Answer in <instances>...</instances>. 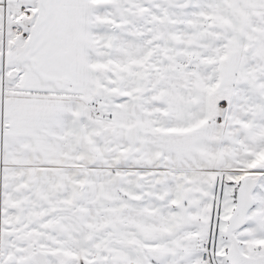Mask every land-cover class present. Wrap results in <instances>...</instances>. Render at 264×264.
Returning a JSON list of instances; mask_svg holds the SVG:
<instances>
[{
  "label": "snow or ice",
  "instance_id": "obj_1",
  "mask_svg": "<svg viewBox=\"0 0 264 264\" xmlns=\"http://www.w3.org/2000/svg\"><path fill=\"white\" fill-rule=\"evenodd\" d=\"M0 264H264V0H0Z\"/></svg>",
  "mask_w": 264,
  "mask_h": 264
}]
</instances>
